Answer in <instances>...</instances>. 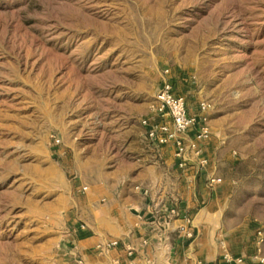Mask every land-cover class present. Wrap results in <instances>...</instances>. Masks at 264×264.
<instances>
[{
	"label": "rangeland",
	"instance_id": "374dc122",
	"mask_svg": "<svg viewBox=\"0 0 264 264\" xmlns=\"http://www.w3.org/2000/svg\"><path fill=\"white\" fill-rule=\"evenodd\" d=\"M166 70L213 108L217 237L264 258V0H0V264H56L82 184L147 177Z\"/></svg>",
	"mask_w": 264,
	"mask_h": 264
},
{
	"label": "crops",
	"instance_id": "0c3cea01",
	"mask_svg": "<svg viewBox=\"0 0 264 264\" xmlns=\"http://www.w3.org/2000/svg\"><path fill=\"white\" fill-rule=\"evenodd\" d=\"M194 97H189L192 112L198 114L201 102ZM145 120L159 124L151 105ZM210 125V142L199 144L207 165L188 151L184 169L175 148L151 144L143 126L148 146L143 160L150 161L144 165L147 177L139 183H113L105 177L82 184L84 192L72 198L71 222L56 264H221L224 254L241 257L245 264H263L259 248L235 249L217 237L215 204L225 181L217 173ZM194 136L192 131L186 145ZM213 178L222 182L211 184Z\"/></svg>",
	"mask_w": 264,
	"mask_h": 264
},
{
	"label": "built area",
	"instance_id": "2783aa9c",
	"mask_svg": "<svg viewBox=\"0 0 264 264\" xmlns=\"http://www.w3.org/2000/svg\"><path fill=\"white\" fill-rule=\"evenodd\" d=\"M174 77L166 70L161 81L160 90L157 91L151 104L152 110L159 118V124L150 125L148 120L143 121L147 128V137L151 144L158 147L173 146L179 160V167L184 169L188 166L186 154L192 151L196 157L202 158L201 165L206 166L207 158L203 157V149L199 144L210 142L212 137L210 125V113L213 109L208 102L199 104V113L193 114L191 102L187 95L178 92ZM194 131L193 142L186 145L187 136ZM221 179H211V184L221 183ZM113 243L111 246H116ZM221 264H245L241 257L224 254ZM264 264V258H261Z\"/></svg>",
	"mask_w": 264,
	"mask_h": 264
}]
</instances>
